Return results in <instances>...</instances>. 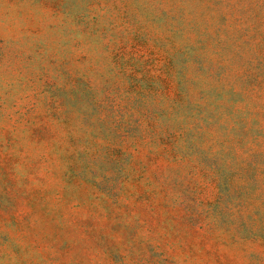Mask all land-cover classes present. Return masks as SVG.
<instances>
[{
	"label": "rangeland",
	"instance_id": "obj_1",
	"mask_svg": "<svg viewBox=\"0 0 264 264\" xmlns=\"http://www.w3.org/2000/svg\"><path fill=\"white\" fill-rule=\"evenodd\" d=\"M0 264H264V0H0Z\"/></svg>",
	"mask_w": 264,
	"mask_h": 264
}]
</instances>
